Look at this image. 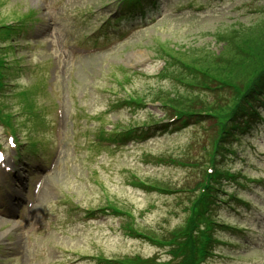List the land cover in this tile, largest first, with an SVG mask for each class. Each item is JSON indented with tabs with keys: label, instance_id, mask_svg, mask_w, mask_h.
I'll use <instances>...</instances> for the list:
<instances>
[{
	"label": "rangeland",
	"instance_id": "374dc122",
	"mask_svg": "<svg viewBox=\"0 0 264 264\" xmlns=\"http://www.w3.org/2000/svg\"><path fill=\"white\" fill-rule=\"evenodd\" d=\"M33 1L0 0V24L26 15ZM67 2L70 4L64 7ZM112 2L55 0L60 12L65 16L71 13L66 16L69 20L78 19L73 5L83 8V15L90 18L96 32L104 20L99 11L107 12ZM106 3L109 5L103 7ZM112 10L114 7L109 11ZM38 11L43 14L41 8ZM134 29L133 33H137L129 39L131 35L116 28H102V32L115 34L107 39L112 41L107 52L88 57L62 54L59 75L64 78L58 81L55 94L47 87L48 77L42 83V72L33 66L40 53L30 51L20 36L17 40L13 38L16 49L7 52L12 68L20 62L30 71L22 74L25 68L16 72L10 67L6 69L12 82L5 79L8 93L2 97L11 104H5L4 110L10 111L13 118L22 115L16 113L23 105L21 91L37 101H33L34 111L22 116L25 121H19L24 125L18 126L17 142L37 129L38 141L48 145L59 121V133L65 136L63 141L68 147L64 148L61 137L57 140L61 152L55 158L53 171L43 181L36 208L28 211L24 207L23 219L3 221L0 260L5 255L19 254L15 264H107L109 261L115 264L114 260L139 256L156 257L167 264H193L186 239L175 242L172 235L178 227L185 230L190 208L202 209L194 205L197 196L193 192L190 196L177 189L195 186L202 169L191 168L190 162L201 154L205 157V148L215 133L214 119L183 112L189 122L176 131L160 132L152 125L163 117L165 110L169 115L172 109L182 111L184 108L177 104H184L185 100L201 99L198 108L204 109L227 96L226 90L192 87L190 78L181 72L213 64V58H209L213 52L223 56L227 52L226 57L236 52L232 43L224 44L221 40L225 34L234 35V42L238 36L260 33L264 36V0H165L156 19ZM251 38L254 51L262 54L261 37ZM14 58L17 63H11L15 62ZM193 93L202 96H192ZM129 95L140 97L144 105L139 108L127 105L123 99ZM69 97L78 102L73 103ZM258 103L260 120L253 129L236 140L231 139L232 154L223 161V167L234 172L236 178L222 179L205 209L209 218L227 225L214 226L212 236L223 241H211L212 253L204 256L201 264H264V104ZM113 104L116 107H111ZM42 106L43 110L39 111ZM69 109L78 113L72 120V130L65 117ZM52 110L53 119L48 117ZM175 124L179 125V121ZM135 125L136 130L158 133L146 142L127 147L97 140L100 127L122 132ZM3 139L0 131V141ZM16 167L22 170L26 167L18 157ZM138 182L156 187L149 189ZM229 193L232 199L227 202L224 195ZM107 201L121 208L123 214L101 211ZM246 201L247 204H240ZM87 207H92V216L86 215ZM133 228L144 236L130 233Z\"/></svg>",
	"mask_w": 264,
	"mask_h": 264
},
{
	"label": "trees",
	"instance_id": "16d2710c",
	"mask_svg": "<svg viewBox=\"0 0 264 264\" xmlns=\"http://www.w3.org/2000/svg\"><path fill=\"white\" fill-rule=\"evenodd\" d=\"M251 37H261L259 41L263 44L261 49H264V36H262L261 33L257 36H238L235 42L233 41L234 35L228 37V35L225 34L221 37V40L224 44L232 43L236 50L234 53H237L239 56L231 53V55L226 57L225 55L227 52H225L224 56L213 52L209 57L213 58V64L208 63L205 65L206 68L202 67V69L200 68L198 70L190 69L189 71L181 72V75L186 74V77L190 78L191 81L189 85L193 87L209 91H227V96L218 99L215 106H207L204 109L198 110L205 112L210 117L216 118L217 128L211 138V144L214 142V151L210 150L212 151V158L213 154L216 153V156H220L226 149V145L220 146L218 144L219 142L229 140L234 133V129L243 130L246 128L245 126L248 123V118H253L258 113H252L251 108L255 99L260 98L257 92L261 91L264 85V52L262 54H257L254 51L253 48L256 47L252 44ZM235 58H238V60H235ZM207 60L208 58L203 62L206 64ZM235 64H237L236 68H234ZM208 72L215 73L216 75H211ZM192 96L201 97L202 94L193 93ZM168 103H170V101H168ZM183 103L184 104L178 103L180 106L177 104V107L184 108L181 109V113L185 112L190 116L196 112V106L201 105V99H188ZM170 105L174 106L173 104ZM166 107L169 108V104ZM241 126H243V128H241ZM217 151H219L220 154H218ZM225 155H227V153H222L220 161ZM221 167L222 166L216 168V176H213V174H206V180L202 182L203 188L207 191L206 197L208 201L212 192L216 194L215 190L220 187L221 181L219 179L228 177L226 171ZM233 176L234 175L231 174V178ZM210 178L211 181H214V187L212 184L208 186V179ZM182 189L184 188L182 187ZM205 209L206 208L203 207V212Z\"/></svg>",
	"mask_w": 264,
	"mask_h": 264
}]
</instances>
